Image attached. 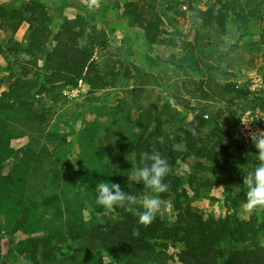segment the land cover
Segmentation results:
<instances>
[{
    "label": "rangeland",
    "instance_id": "374dc122",
    "mask_svg": "<svg viewBox=\"0 0 264 264\" xmlns=\"http://www.w3.org/2000/svg\"><path fill=\"white\" fill-rule=\"evenodd\" d=\"M29 1L0 3L17 8ZM44 1L54 30L77 15L104 30L109 45L97 50V62L104 72L128 68L130 77L95 94L81 82L76 89L36 95L30 109L17 105L0 113V264H123L116 256L87 252L72 236L80 237L93 216L96 222L108 216L95 204V185L121 186L130 175L150 112L151 119L159 114L165 141L176 152V174L204 216H259L261 211L245 213L242 204L243 179L259 163L249 133L264 130V21L257 17L264 18V0H242L229 11L224 5L233 0ZM129 1L159 19L164 44L150 45L124 17ZM209 9L214 17L226 16L223 25L216 18L204 22L201 14ZM26 30H0V45L5 50L21 44ZM8 54L0 56V97L17 65ZM219 84L248 94L222 92ZM195 114L216 128L207 138V157L190 151L181 131ZM160 201L161 218L174 222V200ZM182 250L181 244L168 247L170 264H181Z\"/></svg>",
    "mask_w": 264,
    "mask_h": 264
},
{
    "label": "trees",
    "instance_id": "16d2710c",
    "mask_svg": "<svg viewBox=\"0 0 264 264\" xmlns=\"http://www.w3.org/2000/svg\"><path fill=\"white\" fill-rule=\"evenodd\" d=\"M242 3V0H233L224 8L235 10ZM123 15L143 30L150 45L164 44L160 21L146 7L135 1L126 2ZM201 17L207 24L214 18L221 25L226 20L223 14L219 18L214 17L211 9ZM257 17L264 21L260 14ZM22 27L27 30L21 44L16 43L5 50L0 45V56L10 58L8 53H11L17 58L7 91L0 97L1 114L14 110L17 105L30 109L39 94L76 89L81 82L89 86L91 94H95L130 77L128 68L119 74L104 72L100 67L96 52L108 47L109 37L104 30L91 27L82 15L64 19L54 30L49 7L44 0H30L17 8L0 3V30L13 35ZM218 88L225 93L248 94L247 91L236 90L232 84H219ZM150 117L151 112L144 121L134 149L136 166L140 163L141 153L146 151L158 152L167 161L170 171L163 182L168 187L159 195L162 201L174 200L176 219L172 223L164 221L159 210L151 223L144 226L138 224V218L133 214L113 207L106 209L108 216L102 222H96L93 216L91 225L83 229L81 236L72 238L79 239L87 252L101 256L107 253L119 258L123 264H170L172 257L167 249L175 244L183 246L179 256L181 264H264V211L259 216L253 212L247 219H240L238 214L235 216L237 211L232 217L204 216L176 174V152L165 141L159 114L152 119ZM208 130L211 133L206 135ZM215 130L208 128L203 114H195L181 131L188 149L194 153L203 152L206 156L205 151H209L207 138L215 135ZM2 131L0 126V138ZM228 155L232 157V154ZM239 156L242 158L243 155ZM128 176L122 177L121 189L141 200L150 191L145 190L142 184L128 180ZM226 191L232 193L230 183L226 184ZM71 232L75 234L76 230ZM226 242L231 244L224 246Z\"/></svg>",
    "mask_w": 264,
    "mask_h": 264
},
{
    "label": "clouds",
    "instance_id": "9594fccd",
    "mask_svg": "<svg viewBox=\"0 0 264 264\" xmlns=\"http://www.w3.org/2000/svg\"><path fill=\"white\" fill-rule=\"evenodd\" d=\"M249 138L256 149L255 156L259 163L243 179L247 191L242 210L248 214L264 211V130L250 132ZM169 171L167 161L158 152H143L139 165L132 169L127 178L142 184L145 190L154 195L138 200L135 195L123 191L118 183L100 181L95 185V204L105 209L120 207L136 216L138 224L147 226L159 211L161 201L156 194L167 190L168 186L163 180Z\"/></svg>",
    "mask_w": 264,
    "mask_h": 264
}]
</instances>
